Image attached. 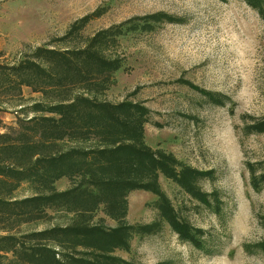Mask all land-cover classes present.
<instances>
[{"label":"rangeland","instance_id":"374dc122","mask_svg":"<svg viewBox=\"0 0 264 264\" xmlns=\"http://www.w3.org/2000/svg\"><path fill=\"white\" fill-rule=\"evenodd\" d=\"M154 14L162 16L153 19ZM39 49L53 50L72 65L77 53L87 51L110 65L99 71L80 59L60 91L17 87L14 75L8 82L1 73L7 67L29 60L45 65ZM90 74L92 81L75 82L76 75ZM81 97L140 107L144 144L122 143L148 147L165 164L144 175L149 187L130 189L121 198L120 215L112 216L106 202L84 214L49 209L14 231L74 220L107 228L154 224L153 231L132 230L126 247L112 255L123 264H264V252L256 247L264 242V185L253 187L251 172L264 170V131H251L264 120V16L245 0H0V135L37 145L51 137L41 132L55 123L54 134L65 138L49 152L112 148L94 134L83 137L81 120L63 124L60 114L38 106L77 103ZM87 180L63 176L55 189L87 190ZM36 190L23 182L15 195ZM6 193L1 185L0 196ZM175 219L204 233L206 251L181 234ZM1 224L0 235L6 233ZM90 250L77 252L88 257ZM0 264L34 263L1 251Z\"/></svg>","mask_w":264,"mask_h":264},{"label":"trees","instance_id":"16d2710c","mask_svg":"<svg viewBox=\"0 0 264 264\" xmlns=\"http://www.w3.org/2000/svg\"><path fill=\"white\" fill-rule=\"evenodd\" d=\"M245 1L264 16V0ZM161 16L154 14L151 17L157 19ZM167 20L179 21L171 17ZM98 48L101 50V47ZM40 54L45 65L29 60L15 67H7L5 72L1 73L5 74L8 82L13 80L11 78L13 75L18 77L17 87L29 85L35 86L34 89L37 90L43 88V91L47 92L52 87L55 88L54 91L65 89L64 77L69 73L77 72L75 70L80 59L94 70L103 71L110 65L107 62L104 64L97 55L87 51L77 53L75 59L77 63L73 65L67 59L57 55L55 57L53 50L39 49L38 56ZM52 56L59 61H55ZM92 75L85 77L76 75L78 79L75 82L84 85L93 80ZM4 84L5 82L1 83V86ZM208 96L215 103L223 102L214 93H208ZM38 106L60 114L63 124H74L77 120H81L85 131L83 137L88 138L90 134H94L99 137L97 139L100 143L113 147L110 149L100 147L94 150H78L73 147L65 152H49L53 144L65 138L54 134L58 132L55 123L46 125L47 130L41 132V135L49 133L54 139L47 137L37 145L25 140L15 142L10 136L1 134L0 138L5 139L0 145V154L5 155L0 158V188L4 185L6 188L11 186L14 189L24 180L40 185L37 188V191H40L38 194L23 199L7 200L0 196V222L6 225L4 228L8 231L22 225L28 219L34 221L45 217L49 209L78 211V214H84L98 207L99 203L106 202L112 216H115V213L120 215L124 212L120 204L121 198L130 189L149 187V183L142 182L144 175L153 174L157 170L156 165L165 164L160 163L159 159L157 162L148 147L141 149L134 143H122L138 140L139 144H144L142 142V126L145 122L143 110L133 103L107 105L81 97L77 103ZM251 131L263 132L264 120L256 124ZM67 132L72 133L68 128ZM67 132L63 131L64 134ZM40 148L44 150L39 152ZM251 172L253 187L260 189L264 185V170L259 175L255 169ZM75 175L88 179L89 189L82 190V187L76 186L67 191L55 190L54 181L62 176ZM163 214L171 223L168 211H163ZM121 223L115 228H107L103 225L93 226L86 222L82 223L81 220H74L66 226L54 225L21 235L9 231L7 235L0 236V251L6 253L12 251L16 256L29 259L34 264H123L124 262L113 256L112 252L116 247L125 246L132 230L144 233L147 228L153 231L154 224L136 228ZM172 224L176 225L181 234L198 249L206 251L200 236L204 234L201 230L187 228V225L178 223L177 219L172 221ZM79 247L91 249L92 255L88 257L78 255ZM256 247L264 252V242L258 243Z\"/></svg>","mask_w":264,"mask_h":264},{"label":"crops","instance_id":"0c3cea01","mask_svg":"<svg viewBox=\"0 0 264 264\" xmlns=\"http://www.w3.org/2000/svg\"><path fill=\"white\" fill-rule=\"evenodd\" d=\"M63 177V176H62ZM61 177V178H62ZM60 179V178H59ZM59 179H57V180H59ZM56 180V181H57ZM56 181H54V188H55V183H56ZM23 182H27V183H33V182H31V181H28V180H24ZM23 182L20 184V185H18V186H16L14 189H12L11 188V186H10V188H7V193H6V195L4 196H1V197H3V198H5V199H12V200H15V199H23V198H25V197H29V196H32V195H29V196H25V197H23V198H18L16 195H15V190H17L18 188H20L21 186H22V184H23ZM34 185L36 186V189L38 188V186L40 187V185H39V183H34ZM56 190V189H55ZM57 191V190H56ZM65 191H67V190H65ZM38 192H40L39 190L37 191H35L34 192V194L33 195H35V194H38ZM26 221H30L29 219L28 220H26ZM26 221H24V222H26ZM23 222V223H24ZM0 223H2L1 225H5L3 222H0ZM69 225V224H68ZM6 226V225H5ZM62 226H66V225H62ZM17 227H21V225L20 226H17ZM15 228L16 227H13L11 230H9V231H12V232H10V233H15L16 235H19V234H22V233H20L19 231H14L15 230ZM5 229V234H1L0 236H3V235H7L8 234V230H6V228H4ZM8 229V228H7ZM39 230H43V229H39ZM38 230V231H39ZM32 231H37V230H30L29 232H32ZM28 232V233H29ZM1 252V251H0Z\"/></svg>","mask_w":264,"mask_h":264}]
</instances>
